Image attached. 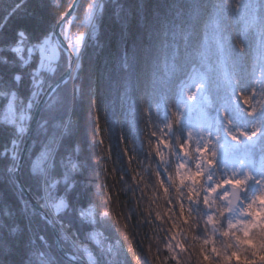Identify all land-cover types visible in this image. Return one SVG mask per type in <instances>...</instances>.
Here are the masks:
<instances>
[{"label": "clouds", "instance_id": "obj_1", "mask_svg": "<svg viewBox=\"0 0 264 264\" xmlns=\"http://www.w3.org/2000/svg\"><path fill=\"white\" fill-rule=\"evenodd\" d=\"M62 2L60 19L76 6L51 0L56 9ZM66 23L75 77L94 4ZM58 48L52 32L28 45L38 53V72ZM118 77L114 122L98 98L97 76L87 91L73 81L67 115L51 134L49 121L37 118L43 139L29 170L42 188L57 189L41 207L71 215V191L90 189L88 215L77 211L89 226L87 243L61 234L80 264H264V0H170L146 37L122 52ZM85 100L89 155L81 159L77 144L73 166L84 179L59 193V141ZM38 105L11 93L4 111L17 134L27 133ZM48 264L59 261L51 256Z\"/></svg>", "mask_w": 264, "mask_h": 264}, {"label": "trees", "instance_id": "obj_2", "mask_svg": "<svg viewBox=\"0 0 264 264\" xmlns=\"http://www.w3.org/2000/svg\"><path fill=\"white\" fill-rule=\"evenodd\" d=\"M94 1L79 0L74 11L77 21L85 8L96 3ZM245 2L251 4L253 0ZM169 3L170 0L99 1L93 25L84 30L87 34L81 52L83 71L76 72L75 77L73 74L68 83L59 86L41 110L39 117L49 121L46 125L49 134L52 124L57 121L62 124L67 115V98L73 81L82 83L87 91L93 76L98 77L97 95L101 105L107 108L108 117L114 122L113 102H118L119 97L118 69L122 52L146 37L153 19L163 14ZM63 11V2L61 8L56 9L53 8L51 0H0V92L7 93L0 96V258L10 261L11 264H25L26 261L31 264L33 259L36 264H48L51 256H55L59 264H71L59 256L50 227L33 210L14 183L12 173L16 168L23 135L17 134L14 126L4 118V107L13 91L25 104L30 99L35 103L37 99H41L47 86L64 73L65 60L61 61L63 53H60V60L53 64V72L48 74L45 71L41 82H35L37 62L28 51L30 43H38L50 32L54 33ZM70 27L71 32H75L78 23L74 22ZM18 45L22 48L19 54L12 51ZM25 61L27 63L22 66ZM17 76L18 82L14 79ZM36 84L39 85L35 87ZM88 114L86 100L77 103L73 113L75 123L70 127L69 134L59 141L57 174L62 176L59 193H64L74 179H84L74 175L73 166L76 163L77 144L82 145L84 149L81 159L89 155ZM41 139L43 137L38 135L36 126L20 171L22 184L40 206L44 204L46 187L42 188L40 181L30 173L29 168L32 158L39 151ZM34 140L37 141L35 148L32 146ZM61 168L64 169V174L61 173ZM50 190L53 194L57 191ZM89 191L90 189L86 191L82 184H78L69 194L72 214L56 216L61 244L71 253V248L65 244L61 234L87 243L86 233L89 226L78 218L77 211L88 215ZM42 208L46 211L45 207ZM140 251L143 259V250ZM49 253L51 255H48ZM144 264H148L146 259Z\"/></svg>", "mask_w": 264, "mask_h": 264}, {"label": "water", "instance_id": "obj_3", "mask_svg": "<svg viewBox=\"0 0 264 264\" xmlns=\"http://www.w3.org/2000/svg\"><path fill=\"white\" fill-rule=\"evenodd\" d=\"M78 0H76L77 3ZM75 8V7H74ZM74 8L69 11L67 13V15L64 16L63 19H61L58 24L56 25L55 28V37L56 39L59 41L60 46L68 53L69 56V63H68V67L66 69V71L51 85V87L45 92V94L43 95V97L41 98V100L39 101V105L38 108L39 110L33 113V120L31 121V125L28 128L27 133L25 134L23 141H22V145L20 148V153H19V157H18V162L15 168V171L13 172V177L15 180V184L18 188V190L20 191V193L25 197V199L28 201V203L31 205V207L33 208V210L40 216L41 219H43L47 225L50 227L51 231H52V235L54 238V244H55V249L57 251V253L59 254V256L71 263V264H80L79 259L76 257V254L71 253L69 251H67L61 244L60 241V234L59 231L56 227V225L54 224L51 216L48 214L47 211H45L34 199L33 197L29 194V192L26 190V188L24 187V185L21 182V178H20V170L22 167V163L23 160L25 158V154L27 152L33 131L35 129V126L37 124V118H39L40 115V111L43 107V105L45 104V102L48 100V98L52 95V93L55 91L56 88H58L60 85H62L70 76L71 74V69L73 66V57L71 55V53L69 52V49L67 47V45L64 43L59 29L60 26L66 21V19L69 17V15L73 12Z\"/></svg>", "mask_w": 264, "mask_h": 264}, {"label": "rangeland", "instance_id": "obj_4", "mask_svg": "<svg viewBox=\"0 0 264 264\" xmlns=\"http://www.w3.org/2000/svg\"><path fill=\"white\" fill-rule=\"evenodd\" d=\"M94 1V0H93ZM99 1L100 0H95L94 2H96L95 4H94V14L96 13V9L98 8V3H99ZM79 2V0L77 1V3ZM77 3H76V5H77ZM75 8H76V6H75ZM75 8H74V10H73V12L75 11ZM73 12L69 15V17H71V15L73 14ZM68 17V18H69ZM68 18L66 19V21H68ZM65 21V22H66ZM64 22V23H65ZM63 23V24H64ZM63 24L60 26V29H59V32H60V35H61V37H62V39H63V41H64V43L67 45V47H68V49H69V52L71 53V55H72V51H71V49L69 48V41L72 39V37H71V35L69 34V32H68V25L66 24V25H64V27H63ZM63 27V28H62ZM91 27V26H90ZM54 34H55V30H54ZM55 39H56V37H55ZM85 39H86V37L84 38V40H83V46H84V43H85ZM57 40V39H56ZM17 49H18V53H20L21 51V47H20V45H18L17 47H16ZM82 50H83V48H82ZM82 52V51H81ZM60 53H63V55L61 56V61L62 60H65V70H64V72L66 71V69H67V67H68V63H69V56H68V53L60 46V44H59V48L56 50V51H49L48 52V56L51 58L50 59V62H48L47 64H46V68H45V70H43V71H36L35 73H37V78H35L36 80H35V82L38 80V82L40 81L41 82V79L43 78V75H44V73H45V71H46V73H52L53 72V70H54V67L55 66H53V64L54 63H56L57 61H58V59H59V57H60ZM80 55H81V53H80ZM31 57L37 62V64L39 63V56H38V53H36L35 52V50H34V52L33 53H31ZM72 57H73V66H72V69H71V74H70V76H69V78L67 79V81L68 80H70V78L73 76V74H74V70H75V64H76V58L72 55ZM60 60V59H59ZM38 70V69H37ZM58 79V78H57ZM56 79V80H57ZM39 82V83H40ZM55 82V81H54ZM53 82V83H54ZM53 83H51L50 85H48L47 86V89H46V91L51 87V85L53 84ZM65 83V82H64ZM63 83V84H64ZM62 84V85H63ZM39 84H36V86L35 87H37ZM61 86V85H60ZM55 90H57V88L55 89ZM45 91V92H46ZM45 92L43 93V95L45 94ZM55 92V91H54ZM53 92V93H54ZM52 93V94H53ZM43 95H42V97H43ZM36 97V95L34 96V98ZM41 97V98H42ZM51 97V96H50ZM49 97V98H50ZM49 98H48V100H49ZM41 100V99H40ZM39 100V101H40ZM47 100V101H48ZM46 101V102H47ZM46 102H45V104H46ZM44 104V105H45ZM43 105V106H44ZM43 108V107H42ZM42 110V109H41ZM40 113H41V111H40ZM40 116V115H39ZM4 118H5V120L6 121H8V120H11L12 119V116L9 114V115H6V113L4 112ZM16 119H17V121L19 122V119H20V116H19V113H17V116H16ZM36 126H37V124H36ZM35 126V127H36ZM34 132V131H33ZM21 135H23V138H24V136H25V134H21ZM32 138V137H31ZM21 145H22V143H21ZM20 148H21V146H20ZM20 148H19V150H18V155H17V162H18V157H19V153H20ZM24 161V160H23ZM17 162H16V165H17ZM23 164V163H22ZM15 171V170H14ZM13 171V172H14ZM21 171V170H20ZM12 177H13V173H12ZM13 180H14V177H13ZM14 183H15V180H14ZM27 190V189H26ZM48 192H52L53 193V191H51L49 188H46V191H45V195H46V197L44 198V204H46V200H47V193ZM45 208H46V211L48 212V214L51 216V218H52V220H53V222H54V224L56 225V227L58 226V221H57V219H56V216H53L50 212H49V210H48V208H47V206H45ZM58 229V228H57ZM59 231V230H58Z\"/></svg>", "mask_w": 264, "mask_h": 264}]
</instances>
